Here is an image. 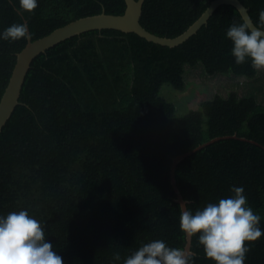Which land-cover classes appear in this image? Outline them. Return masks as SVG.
Listing matches in <instances>:
<instances>
[{
	"label": "trees",
	"instance_id": "16d2710c",
	"mask_svg": "<svg viewBox=\"0 0 264 264\" xmlns=\"http://www.w3.org/2000/svg\"><path fill=\"white\" fill-rule=\"evenodd\" d=\"M212 1L145 0L140 21L159 36L176 37ZM241 1L260 27L264 0ZM125 10V0H38L28 13L18 0H0V31L25 23L37 40L79 18ZM243 20L234 5L222 4L174 47L104 28L40 53L0 131V214L27 209L64 264H113L117 252L123 264L156 239L185 249L172 168L175 157L196 149L175 168L184 199L203 207L230 195L232 185L243 186L264 229L263 74L251 61L236 64L226 38ZM27 42L0 40V100ZM188 68L247 81L180 113L161 88L183 90ZM245 243L251 245L245 264H264V235ZM191 251L193 264H214L196 236Z\"/></svg>",
	"mask_w": 264,
	"mask_h": 264
},
{
	"label": "clouds",
	"instance_id": "9594fccd",
	"mask_svg": "<svg viewBox=\"0 0 264 264\" xmlns=\"http://www.w3.org/2000/svg\"><path fill=\"white\" fill-rule=\"evenodd\" d=\"M22 12H32L38 0H18ZM260 27L249 20L233 23L226 31L232 43L231 55L236 64L251 61L258 71L264 70V10L259 12ZM28 26L13 23L0 31V40L27 39ZM230 195L209 202L203 207H191L185 200L181 209L179 227L186 237H197L205 257L214 264H245L250 244L262 235L261 216L247 202L243 186L232 185ZM195 253L170 247L156 239L142 244L123 259V264H193ZM121 261L114 253L113 264ZM0 264H64L63 258L46 238L44 226L27 209L0 214Z\"/></svg>",
	"mask_w": 264,
	"mask_h": 264
},
{
	"label": "water",
	"instance_id": "95a60500",
	"mask_svg": "<svg viewBox=\"0 0 264 264\" xmlns=\"http://www.w3.org/2000/svg\"><path fill=\"white\" fill-rule=\"evenodd\" d=\"M125 2L126 10L121 15L108 14L106 12H102L100 14L85 16L74 20L60 28H57L50 34L37 40H32L30 30L28 28V42L23 48V50L17 54L16 65L13 69L9 83L0 100V131L2 130L3 126L6 124L8 119L11 117L17 105L20 104L22 88L33 60L40 53L45 52L48 48L72 36L81 34L89 30L111 28L118 29L124 32H134L149 41L159 43L161 45L174 47L182 44L184 41L194 35L204 24L207 23L211 15L222 4L234 5L239 10L244 20H249L253 24V26L258 27L253 21L249 13V9L242 3L241 0H213L207 7V9L203 12V14L185 32L172 38L159 36L149 31L141 24L140 20L145 0H125ZM225 137L227 138L229 136ZM234 137L237 136L234 135ZM220 138L222 137L214 138L211 141L199 146L198 149ZM243 139L245 140V138ZM195 150H192L188 153L179 155L174 158V164L172 168V183L178 195V201L180 202V204L184 202L185 199L177 186L175 168L176 165L185 156L189 155ZM191 244L192 237H187V244L184 250L189 254L192 253Z\"/></svg>",
	"mask_w": 264,
	"mask_h": 264
},
{
	"label": "rangeland",
	"instance_id": "374dc122",
	"mask_svg": "<svg viewBox=\"0 0 264 264\" xmlns=\"http://www.w3.org/2000/svg\"><path fill=\"white\" fill-rule=\"evenodd\" d=\"M261 82H263V91L260 98L264 102V70ZM246 83L244 77H233L229 75L219 74L217 76H209L204 74L200 68H188L186 73V86L183 90L175 89L169 84H164L161 92L164 96L173 101L180 113H184L189 109H197L203 100L212 98L214 94L220 93L226 95L228 89L237 82ZM244 90V86L240 91Z\"/></svg>",
	"mask_w": 264,
	"mask_h": 264
}]
</instances>
